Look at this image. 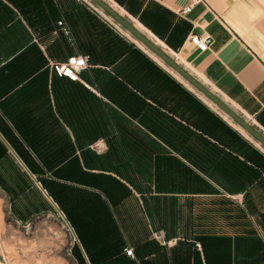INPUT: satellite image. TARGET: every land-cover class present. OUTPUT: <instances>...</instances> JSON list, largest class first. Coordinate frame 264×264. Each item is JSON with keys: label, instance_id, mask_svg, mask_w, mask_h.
Returning <instances> with one entry per match:
<instances>
[{"label": "crops", "instance_id": "crops-1", "mask_svg": "<svg viewBox=\"0 0 264 264\" xmlns=\"http://www.w3.org/2000/svg\"><path fill=\"white\" fill-rule=\"evenodd\" d=\"M112 1L264 136V0H205L185 17L178 12L190 0ZM66 2L75 46L46 0H0V164L19 166L13 151L40 166L85 264H264V211L253 197L264 199V174L254 178L237 155L215 157L208 169L205 142L160 141V126L174 127L161 114L179 119L124 83L127 43ZM190 34L212 44L200 52ZM77 55L90 56L79 80L50 67ZM158 229L169 246L151 238Z\"/></svg>", "mask_w": 264, "mask_h": 264}, {"label": "rangeland", "instance_id": "rangeland-1", "mask_svg": "<svg viewBox=\"0 0 264 264\" xmlns=\"http://www.w3.org/2000/svg\"><path fill=\"white\" fill-rule=\"evenodd\" d=\"M76 1L80 6H83L87 12L93 14L97 22L106 27L105 29L111 30L114 39H119L123 42L125 41L127 44L132 45L140 52L141 50L139 48H141L144 52H146L145 54H147V58L150 60L152 59L153 62H158L159 67L162 68L166 73L169 72L168 74L170 76H175L174 80L176 83H178L184 90L188 91L199 102L200 107L198 105L197 113L204 114L207 112L212 114L214 118L220 120L230 130L237 132L244 141L248 142L250 145L256 144L254 146L258 149L260 148L264 152V147H262L258 141L252 138L239 125L230 119L226 113L222 112L205 96L191 87L187 82L181 79L180 76L173 72L162 61H160L123 25L119 24L112 17H110L95 1ZM100 1L117 13L128 25L132 26L143 36L153 41L148 33L142 30L135 23V21H133L122 10H120L112 0ZM46 2L49 6L47 10L54 12V14H56V19L65 18V15L62 14L69 10V8H67L68 5L64 6L67 3L66 0H55V2L54 0H46ZM61 3H63V5H61ZM58 20H56L57 27ZM166 54L170 56L179 66H181L178 63L179 61L174 59L171 54L167 52ZM52 64L54 63H51L50 67ZM110 70L112 72L115 71V69ZM128 70L129 69L125 68V74H122L124 83H130L132 88L136 87L137 85L139 87L144 86V88H147L146 90L144 89V91L139 88L136 90L140 95L145 93L142 95L144 97L149 96V94L151 95V93L155 94L157 92V86L153 84L152 80H142V77L141 83H138L135 86V83L132 81L130 82L129 77L134 79V77L139 78L140 75L138 72L127 74ZM109 75L111 74L109 73L106 76L108 77ZM93 87L95 88V86ZM225 105L251 126V124L245 120V117H243L229 105ZM165 111L167 110L165 109ZM111 113L112 116L115 117L117 115L122 118L124 117L115 109H113ZM179 113H181V111ZM163 114L164 116H167L166 112ZM103 116L104 122H106L104 124L108 125L110 121L109 116L106 113H103ZM167 117L169 118V116ZM112 119L117 124H123L131 127V130L134 132L138 129L134 122L129 119H120V122H117L113 117ZM176 119H178V117H176ZM251 127L255 129L253 126ZM139 129L138 133L142 132ZM257 132L263 136L261 132ZM142 136L143 138L149 137V139H152L145 132H142ZM91 150L96 153H100V151L103 149L101 146H96ZM12 154L14 155V158H16V160L20 163L18 164L19 166L15 167L14 165H9L7 163L0 164V264H85L82 254L78 248L77 239L72 235V230L66 221L63 211L60 207H57L54 196H51L50 194V192L53 191L49 186V182L41 180L42 178L37 175V173H42L43 170L39 165H36V167L34 165H23L21 156H19L18 153H14L13 151ZM26 172L31 176L33 181L29 180ZM262 194V192L255 190L253 197L256 202L254 204H256L255 206L258 208V210L264 211V199L262 198ZM159 231H163L165 233V230L163 229L151 231L150 235L153 240H155L153 234ZM155 241L158 242L157 240ZM164 246L167 247V245Z\"/></svg>", "mask_w": 264, "mask_h": 264}, {"label": "trees", "instance_id": "trees-1", "mask_svg": "<svg viewBox=\"0 0 264 264\" xmlns=\"http://www.w3.org/2000/svg\"><path fill=\"white\" fill-rule=\"evenodd\" d=\"M127 47L126 63L127 69H129L127 74L138 72L140 75L139 78L134 77L135 86L141 83V77L142 80H152L153 84L157 86V92L151 97L158 108L166 109L167 112L169 111L170 114L181 120L173 122L172 118H166L164 114H161L165 120L171 121L174 127L169 125V129L172 131L169 130L167 134L165 127L160 126L162 131L157 134L160 141L205 142L206 156L208 157L206 167L208 169L214 166L215 157L237 155L253 165L254 178L264 174V155L261 152L244 141L237 132L230 130L224 123L214 118L212 114L197 113V107L198 105L200 107V104L188 91L184 90L172 76L138 49L130 44H127ZM88 58L90 60V56ZM121 87L123 88V86ZM137 87L142 91L147 89L137 85L136 90ZM180 111L181 113H179ZM177 113L179 114L176 115ZM182 121L185 123L184 125L181 124ZM160 125L166 124L160 121ZM66 157L64 156V159Z\"/></svg>", "mask_w": 264, "mask_h": 264}, {"label": "water", "instance_id": "water-1", "mask_svg": "<svg viewBox=\"0 0 264 264\" xmlns=\"http://www.w3.org/2000/svg\"><path fill=\"white\" fill-rule=\"evenodd\" d=\"M95 1L105 12L112 17L119 24L123 25L143 46H145L150 52H152L160 61H162L167 67L187 82L191 87L205 96L222 112L226 113L230 119H232L237 125H239L245 132H247L252 138L260 143L264 147V137L260 135L255 129L247 124L242 118L236 115L231 109H229L216 95L210 90L200 84L189 72L183 67L179 66L170 56L166 54L164 50L158 47L153 41L149 40L141 33H139L132 26L128 25L117 13L111 10L107 5L100 0Z\"/></svg>", "mask_w": 264, "mask_h": 264}, {"label": "built area", "instance_id": "built-area-1", "mask_svg": "<svg viewBox=\"0 0 264 264\" xmlns=\"http://www.w3.org/2000/svg\"><path fill=\"white\" fill-rule=\"evenodd\" d=\"M199 3H205V0H190L189 6L183 8L178 12L180 17H185L191 8ZM60 32L66 38L67 42L71 46L76 45V40L71 32V29L64 19H61L57 23ZM190 44H192L200 52L206 51L212 44V37L210 35H196L190 34L188 38ZM88 56L77 55L68 58L65 62L54 63L51 65L53 72L59 77H69L73 80H79L80 72L88 69ZM155 240H157L162 245L169 246V242L165 240V233L163 231L156 232L153 234ZM125 254L129 257H133L132 249L125 250Z\"/></svg>", "mask_w": 264, "mask_h": 264}]
</instances>
